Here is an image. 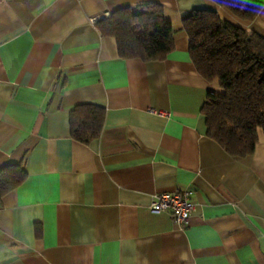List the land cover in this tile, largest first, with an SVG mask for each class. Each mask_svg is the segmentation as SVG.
I'll list each match as a JSON object with an SVG mask.
<instances>
[{"label": "crops", "instance_id": "crops-1", "mask_svg": "<svg viewBox=\"0 0 264 264\" xmlns=\"http://www.w3.org/2000/svg\"><path fill=\"white\" fill-rule=\"evenodd\" d=\"M147 4L174 51L121 59L96 25ZM197 10L264 38V7L244 21L211 0H0V170L27 174L0 201V264H264V133L247 158L207 136L202 108L222 88L189 54ZM84 104L106 111L90 145L70 133ZM177 191L196 206L185 227L149 210Z\"/></svg>", "mask_w": 264, "mask_h": 264}, {"label": "trees", "instance_id": "trees-1", "mask_svg": "<svg viewBox=\"0 0 264 264\" xmlns=\"http://www.w3.org/2000/svg\"><path fill=\"white\" fill-rule=\"evenodd\" d=\"M244 21H253L264 0H211ZM104 37L115 39L124 60L163 61L174 51V30L164 8L147 4L124 8L97 23ZM189 54L204 79L220 83L222 93H209L202 108L207 136L230 156H251L264 133V38L224 20L216 11L197 10L183 20ZM106 111L92 104L70 112L71 137L84 145L100 139ZM27 178L21 165L0 170V201ZM40 231H38V235Z\"/></svg>", "mask_w": 264, "mask_h": 264}, {"label": "built area", "instance_id": "built-area-1", "mask_svg": "<svg viewBox=\"0 0 264 264\" xmlns=\"http://www.w3.org/2000/svg\"><path fill=\"white\" fill-rule=\"evenodd\" d=\"M166 116V112H159ZM195 204L191 200L189 191L163 193L155 196L149 206L153 214L167 213L175 225L185 227L195 211Z\"/></svg>", "mask_w": 264, "mask_h": 264}]
</instances>
